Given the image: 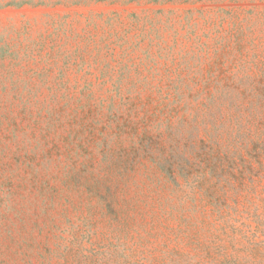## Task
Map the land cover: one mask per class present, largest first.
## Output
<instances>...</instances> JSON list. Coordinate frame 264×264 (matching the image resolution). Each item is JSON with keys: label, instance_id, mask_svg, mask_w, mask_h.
I'll return each instance as SVG.
<instances>
[{"label": "rangeland", "instance_id": "374dc122", "mask_svg": "<svg viewBox=\"0 0 264 264\" xmlns=\"http://www.w3.org/2000/svg\"><path fill=\"white\" fill-rule=\"evenodd\" d=\"M0 264H264V0H0Z\"/></svg>", "mask_w": 264, "mask_h": 264}]
</instances>
